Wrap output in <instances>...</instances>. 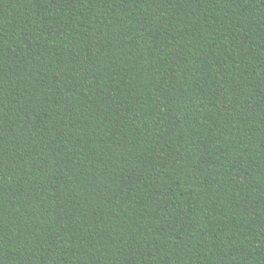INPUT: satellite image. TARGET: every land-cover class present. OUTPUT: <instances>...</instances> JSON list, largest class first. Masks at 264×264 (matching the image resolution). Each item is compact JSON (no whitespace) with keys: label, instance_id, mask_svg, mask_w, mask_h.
<instances>
[{"label":"trees","instance_id":"obj_1","mask_svg":"<svg viewBox=\"0 0 264 264\" xmlns=\"http://www.w3.org/2000/svg\"><path fill=\"white\" fill-rule=\"evenodd\" d=\"M0 264H264V0H0Z\"/></svg>","mask_w":264,"mask_h":264}]
</instances>
